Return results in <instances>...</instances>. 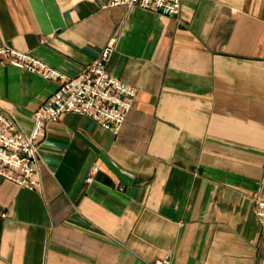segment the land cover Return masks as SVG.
<instances>
[{"label": "crops", "instance_id": "1", "mask_svg": "<svg viewBox=\"0 0 264 264\" xmlns=\"http://www.w3.org/2000/svg\"><path fill=\"white\" fill-rule=\"evenodd\" d=\"M0 42L67 76L110 43L106 71L135 91L116 135L73 113L47 123L37 188L0 177V264L165 254L169 264L259 263L264 0H180L176 15L108 0H0ZM56 87L0 64V108L24 133ZM82 139L134 183L121 184Z\"/></svg>", "mask_w": 264, "mask_h": 264}, {"label": "built area", "instance_id": "2", "mask_svg": "<svg viewBox=\"0 0 264 264\" xmlns=\"http://www.w3.org/2000/svg\"><path fill=\"white\" fill-rule=\"evenodd\" d=\"M108 4L138 6L165 15H176L180 8V0H108ZM111 50V44H105L91 62L75 75L67 76L28 51L0 42V64H10L57 81L56 89L33 110L28 133H24L14 119L0 108V177L29 190L39 186L37 146L45 125L57 121L62 114L86 116L100 128L117 134L132 105L135 91L106 71L105 64ZM96 169L94 166L93 171ZM253 214L259 224L261 259L258 264H264L263 200L255 202ZM169 261V256L165 254L149 264H169Z\"/></svg>", "mask_w": 264, "mask_h": 264}, {"label": "water", "instance_id": "3", "mask_svg": "<svg viewBox=\"0 0 264 264\" xmlns=\"http://www.w3.org/2000/svg\"><path fill=\"white\" fill-rule=\"evenodd\" d=\"M96 154L98 159L105 165V167L112 172L117 180L124 185H128L134 183V179L129 174L121 171L117 168L112 161L109 160L103 153H101L97 148H95L91 143H89L86 139H82Z\"/></svg>", "mask_w": 264, "mask_h": 264}]
</instances>
